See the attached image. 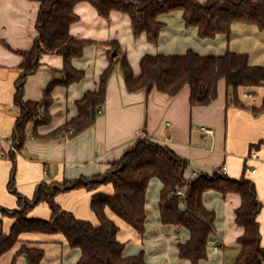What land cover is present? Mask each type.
Returning <instances> with one entry per match:
<instances>
[{
  "label": "crops",
  "instance_id": "1",
  "mask_svg": "<svg viewBox=\"0 0 264 264\" xmlns=\"http://www.w3.org/2000/svg\"><path fill=\"white\" fill-rule=\"evenodd\" d=\"M204 3L206 0H198ZM40 3L34 0H0V240L10 235L20 212V196L26 204L34 200L43 185H62L79 179L95 180L107 174L125 152L139 139H150L172 149L189 162L185 178L193 173L213 176L226 165L228 177L240 180L244 175L257 190L262 209L258 215L261 246L264 248V87L239 88L237 97L221 80L218 98L208 106H193L189 87L176 97L153 90L130 92L120 65H116L108 80L106 102L98 110L95 124L74 135L60 132L66 124L78 117L77 102L89 92L98 89L100 79L113 59V44L117 43L125 55L134 75L141 74V60L146 55H185L193 51L201 56L221 57L228 52L247 54L252 66L264 68V31L254 25L236 23L230 35L215 39H201L196 28H186L181 12L159 17L164 24L158 44H151L147 34L135 38L131 18L127 14L112 12L108 19L99 15L87 2L79 3L75 13L79 20L71 26V35L89 41L82 58L73 66L84 71V78L70 87L57 86L52 91L53 105L49 107L48 123L36 120L27 126L24 147L13 153L16 121L21 114L15 104L17 82L22 75L24 52L33 49L39 37L37 21ZM39 70L30 75L23 87L24 101L44 100L51 82L62 80L64 58L57 54H44ZM253 98H249V95ZM238 101V104L235 103ZM101 111V113H99ZM203 127H212L216 134L204 139ZM257 153L259 159L252 160ZM14 189L9 183L14 167ZM255 169L256 173L245 172ZM163 184L152 179L146 196L145 234L118 218L110 209L106 215L119 227L117 240L125 245L124 256L144 253L146 264H192L179 256V245L191 236L180 226L164 225L159 202ZM113 195L111 184H99L95 190L75 189L61 192L55 203L76 218L99 224L92 208L95 194ZM206 210L215 213V231L207 248V259L199 264H235L241 254L239 239L245 229L236 222V212L242 205L239 194L208 191L203 195ZM182 210L186 206L182 204ZM52 210L41 202L28 209L27 218L50 221ZM210 242H216V251ZM44 251L40 264H79L82 253L72 249L61 234L23 233L14 246L0 256V264H28L21 250Z\"/></svg>",
  "mask_w": 264,
  "mask_h": 264
},
{
  "label": "trees",
  "instance_id": "2",
  "mask_svg": "<svg viewBox=\"0 0 264 264\" xmlns=\"http://www.w3.org/2000/svg\"><path fill=\"white\" fill-rule=\"evenodd\" d=\"M40 3L37 21L39 37L33 49L24 52L21 66L22 75L17 82L15 104L21 114L16 121L13 145L18 150L24 147L27 140V126L35 123L40 112L50 121L48 109L53 105L52 91L57 86L70 87L80 82L84 71L74 68L73 61L82 58L89 41L78 40L71 33V26L79 17L75 7L79 3H90L103 18L108 19L112 12L127 14L132 21L135 38L147 34L151 44H158L164 24L159 17L174 12H181L186 28H196L201 39H215L218 35H230L236 23L254 25L264 31V0H34ZM116 51L117 57L112 60L100 79L99 87L87 93L77 102L79 115L66 124L60 132L71 131L78 135L92 127L98 110L106 102L108 80L115 66L120 65L126 87L130 92L153 90L171 97L179 95L184 88L191 91L193 106H208L218 98V86L225 80L229 89L237 97L239 88L264 87V68L252 66L247 54L228 52L221 57L201 56L189 51L185 55H146L141 60V74L136 77L125 55H121L117 43L113 44L111 54ZM44 54H57L64 58L63 79L50 83L45 98L39 102L24 101L23 87L26 79L36 73L41 66ZM238 104V101H235ZM44 104V105H43ZM264 109V103H263ZM264 143V140L261 144ZM12 170L9 186L13 193L16 164ZM189 162L179 157L172 149L150 139H139L128 149L123 158L100 179H79L39 188L35 198L28 204L31 208L46 202L52 210L50 221H38L27 218V212L16 213L17 221L10 235L0 240V256L10 250L23 233L61 234L72 249L82 253L79 264H146L144 253L125 257V245L117 240L119 227L106 215L110 209L140 235L145 234L146 196L152 179H159L163 184L159 202L164 225L180 226L190 233V240L179 245V256L192 264H199L207 259V248L211 235L215 231V213L206 210L203 195L208 191L222 194L237 193L242 198V205L236 212V222L245 229L239 239L241 254L235 264H264V248L261 246L260 224L258 215L262 204L258 200L255 184L245 175L240 180L228 176L200 175L187 180L185 172ZM246 172V169H245ZM97 183L111 184L114 194L109 196L98 193L93 196L92 208L99 219L95 225L90 221L76 218L72 213L62 210L55 203V196L61 192L75 189L93 191ZM48 188V187H47ZM179 188L186 189V198L177 196ZM19 204L23 202L18 196ZM186 206L185 210L181 205ZM21 254L26 256L28 264H40L44 251L24 247Z\"/></svg>",
  "mask_w": 264,
  "mask_h": 264
},
{
  "label": "built area",
  "instance_id": "3",
  "mask_svg": "<svg viewBox=\"0 0 264 264\" xmlns=\"http://www.w3.org/2000/svg\"><path fill=\"white\" fill-rule=\"evenodd\" d=\"M249 98H253V95H249L248 96ZM99 113H101V111H99ZM202 134H203V138L204 139H208V138H213L216 134V131L214 128L212 127H203L202 128ZM10 151L13 152V153H17L18 149L16 148L15 145H12L11 148H10ZM252 160H258L259 157H258V154L257 153H254L251 158ZM247 172H251L252 174H255L256 173V170L255 169H250V168H247L246 170ZM216 174H218L219 176H227L228 175V169H227V166L226 165H223L221 167H219L216 171H215ZM201 174L199 173V171H195L193 173V177L192 179H196L200 176ZM177 196L181 199V200H184L186 198V189L185 188H179L178 191H177ZM210 246H212L216 251L220 250V247L217 245L216 242H210Z\"/></svg>",
  "mask_w": 264,
  "mask_h": 264
},
{
  "label": "rangeland",
  "instance_id": "4",
  "mask_svg": "<svg viewBox=\"0 0 264 264\" xmlns=\"http://www.w3.org/2000/svg\"><path fill=\"white\" fill-rule=\"evenodd\" d=\"M115 52V51H114ZM113 52V53H114ZM113 53L111 54V56H113ZM44 105V104H43ZM37 121H39L40 123H45V121H46V117L44 116V114H43V112H40V114H39V116L37 117ZM99 185V183H97L95 186H98ZM52 186L53 185H49V186H47L46 187V190H50V189H52ZM28 209H29V207H28V204H26L25 202H22L21 203V206H20V212H19V216L18 217H21V214L22 213H25V212H27L28 211ZM262 261H263V263H264V258H262Z\"/></svg>",
  "mask_w": 264,
  "mask_h": 264
},
{
  "label": "water",
  "instance_id": "5",
  "mask_svg": "<svg viewBox=\"0 0 264 264\" xmlns=\"http://www.w3.org/2000/svg\"><path fill=\"white\" fill-rule=\"evenodd\" d=\"M113 57L114 58L117 57V52L116 51L113 53Z\"/></svg>",
  "mask_w": 264,
  "mask_h": 264
}]
</instances>
